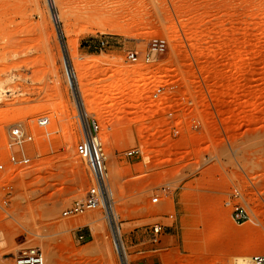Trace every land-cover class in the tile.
Instances as JSON below:
<instances>
[{
	"label": "rangeland",
	"instance_id": "obj_1",
	"mask_svg": "<svg viewBox=\"0 0 264 264\" xmlns=\"http://www.w3.org/2000/svg\"><path fill=\"white\" fill-rule=\"evenodd\" d=\"M55 3L58 23L48 0H0V136L4 146L21 124L35 137L32 165L0 174V264L35 246L46 264H122L109 225L99 237L63 228L106 215L101 204L64 216L92 185L76 153L92 120L129 264H254L264 256V0ZM237 208L250 219L236 220Z\"/></svg>",
	"mask_w": 264,
	"mask_h": 264
},
{
	"label": "built area",
	"instance_id": "obj_2",
	"mask_svg": "<svg viewBox=\"0 0 264 264\" xmlns=\"http://www.w3.org/2000/svg\"><path fill=\"white\" fill-rule=\"evenodd\" d=\"M165 43L160 42L152 46L150 55L147 54V61L151 60V54L163 52ZM130 60L137 62L139 58L136 55H131ZM50 120L46 117L39 119V127L46 128ZM8 142L3 146V141L0 136V174L5 173L10 167L26 168L32 165L34 156H31L30 147L34 143L35 137L24 129L21 124L12 126L9 129ZM3 148H7L8 158L5 160L2 157ZM139 151L134 150L128 153L129 156H134ZM76 153L83 160L92 177V185L87 193V197L82 202H76L64 216L79 215L87 211L97 209L107 195V158L100 140V126L96 120H92L89 131L84 132V139L81 140L76 147ZM158 198L154 199L157 203ZM236 220L245 222L250 219L248 212L242 208H237L235 212ZM163 234V227L160 224L154 226V240L159 242ZM81 243L86 242L83 235L78 237ZM14 264H46V256L42 247L35 246L28 248L14 256ZM254 264H264V256L254 257Z\"/></svg>",
	"mask_w": 264,
	"mask_h": 264
},
{
	"label": "bare ground",
	"instance_id": "obj_3",
	"mask_svg": "<svg viewBox=\"0 0 264 264\" xmlns=\"http://www.w3.org/2000/svg\"><path fill=\"white\" fill-rule=\"evenodd\" d=\"M50 6H51V10H52V14L53 17L55 18L56 22L58 23L60 20V16L55 12V0H48ZM66 71L69 75L70 78V82L72 85V89L75 95H79L78 97V103H77V115L81 117L82 121L85 120L86 117H88V111L86 109V101H84L82 99V97L80 98V89L78 88V86H76V79H77V75L74 69H71L68 61H66ZM147 84L146 81L142 82V85ZM64 112L61 111L59 113ZM83 123V131L84 132H88L89 131V126L87 125V123L82 122ZM152 157L148 156L145 158V161L150 160ZM113 176H115V173H112ZM111 188L108 190V195H106L102 201V206L105 208L106 210V215L104 217L98 218V219H94V220H90L88 218H79V219H75L73 220L70 224H67L65 226H63V228H65V231H70L74 226V224H82L84 226H90L92 228V230L95 233L96 237L101 236L102 233H105L107 228L106 225H109L110 229H111V233H112V237H113V243L115 245L116 250L118 251V253L121 256V260H122V264H129V258L127 255V251H126V247L124 245V242L122 240V231L120 229V227H118L117 222H116V215L114 213V208H113V204H112V192H111ZM16 219V217H15ZM19 221V220H18ZM19 224H21L20 222H18ZM105 250L107 253H109L110 256H112V251H111V244L110 242H107L105 244ZM240 262H246V260H241Z\"/></svg>",
	"mask_w": 264,
	"mask_h": 264
}]
</instances>
